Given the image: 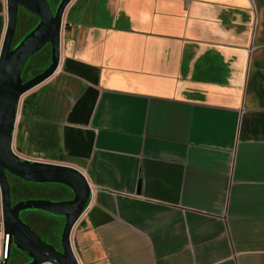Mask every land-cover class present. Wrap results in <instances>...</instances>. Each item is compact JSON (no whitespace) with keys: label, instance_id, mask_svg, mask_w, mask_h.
<instances>
[{"label":"crops","instance_id":"crops-1","mask_svg":"<svg viewBox=\"0 0 264 264\" xmlns=\"http://www.w3.org/2000/svg\"><path fill=\"white\" fill-rule=\"evenodd\" d=\"M60 50L13 148L87 175L79 261L264 264V0H73Z\"/></svg>","mask_w":264,"mask_h":264},{"label":"water","instance_id":"water-1","mask_svg":"<svg viewBox=\"0 0 264 264\" xmlns=\"http://www.w3.org/2000/svg\"><path fill=\"white\" fill-rule=\"evenodd\" d=\"M72 1L61 0L54 14L48 0H7V24L0 49V195L5 235L4 257L0 264H10L12 246L29 255L30 260L22 264H80L72 245L71 232L91 200L92 190L87 176L67 163L23 158L13 148V133L22 96L51 77L59 67L64 16ZM19 4L40 20L15 45ZM47 44L51 47L50 64L24 81L26 63ZM7 172L26 181L66 185L73 191V197L62 200L31 198L13 203ZM26 210L64 217L61 249L44 240L22 218V212Z\"/></svg>","mask_w":264,"mask_h":264},{"label":"trees","instance_id":"trees-1","mask_svg":"<svg viewBox=\"0 0 264 264\" xmlns=\"http://www.w3.org/2000/svg\"><path fill=\"white\" fill-rule=\"evenodd\" d=\"M21 37L19 38V40ZM18 40V41H19ZM48 50V52H47ZM47 52L46 56H41L43 52ZM44 59L46 62V67L50 64L51 62V47L50 45L45 46L41 51L36 53L34 56H32L31 60H29L26 63L25 71L24 74L27 72V67L31 63V61L34 58H40ZM44 70V69H42ZM42 70L37 69L35 72V75ZM28 104V100H24L23 104V112L25 111L26 105ZM7 176L10 182V187H11V197H12V202L16 203L17 201L24 200V199H31V198H49L50 196H62L64 197L63 199H68L73 197V191L67 187L66 185L59 184V183H36V182H31V181H26L23 180L9 172H7ZM31 215H35L39 218V223L41 224L40 228H37L34 226V224L31 222V226L41 235V237L48 241V242H55L58 241L61 233V229L64 225L65 219L52 215V214H43L40 211H34L30 212ZM27 214V213H26ZM41 218L46 219L40 220ZM23 218V217H22ZM63 219V222L61 224L60 219ZM14 247V246H13ZM16 248V247H15ZM17 249V248H16ZM11 260V253L9 256V262ZM29 261V260H28ZM13 264V263H10Z\"/></svg>","mask_w":264,"mask_h":264},{"label":"rangeland","instance_id":"rangeland-1","mask_svg":"<svg viewBox=\"0 0 264 264\" xmlns=\"http://www.w3.org/2000/svg\"><path fill=\"white\" fill-rule=\"evenodd\" d=\"M5 16H6V18H7V10H6V13H5ZM35 24V21L34 20H32V18L30 17V18H22V20L19 22V25H18V29H17V32H16V35H15V42L16 41H18L19 40V38L25 33V32H27L31 27H32V25H34ZM63 28H64V25H63ZM47 52H48V50H47ZM47 52L45 51V52H43L42 54H41V56H46V54H47ZM32 58V57H31ZM31 58L29 59V60H31ZM28 60V61H29ZM46 68V62L44 61V59H41V57L40 58H34L32 61H31V63L29 64V66L27 67V72H26V76H25V80H28L29 79V77L30 76H33V75H35V72H36V70L37 69H39V70H42V69H45ZM50 78V77H49ZM48 78V79H49ZM47 79V80H48ZM47 80H45V81H47ZM44 81V82H45ZM44 82H42V83H44ZM41 83V84H42ZM41 84H39V85H41ZM39 85L38 86H36V88L34 87L33 89H37V87H39ZM31 91H34V90H30L29 92H27V93H25L23 96H22V98L24 99H26L27 98V95H29V93H31ZM18 154V153H17ZM41 157H39V158H35V159H39V160H41L40 159ZM28 159V158H27ZM42 160H45V161H49L47 158L46 159H42ZM64 197H62V196H54V195H52V196H50V199H52V200H62ZM31 211H38V210H26V211H23V213H22V217H23V219L28 223V224H30L31 225V222L34 224V226H36L37 228H40L41 227V224L39 223V218L37 217V216H35V215H31ZM0 212H1V229H0V231L3 233V229H2V211H1V195H0ZM40 212H42V211H40ZM27 213V214H26ZM43 214H48V213H45V212H42ZM40 220H44V221H46V219H44V218H41L40 217ZM60 222H61V224H62V222H63V219L61 218L60 219ZM63 228V227H62ZM62 230V229H61ZM58 241H55V243L56 244H58L57 243ZM1 247H2V243H1ZM25 262H28V258H27V256L24 254V253H22V251H20V250H18V249H16L15 247H12V249H11V260H10V262L9 263H13V264H22V263H25ZM44 264H51V263H44Z\"/></svg>","mask_w":264,"mask_h":264},{"label":"flooded vegetation","instance_id":"flooded-vegetation-1","mask_svg":"<svg viewBox=\"0 0 264 264\" xmlns=\"http://www.w3.org/2000/svg\"><path fill=\"white\" fill-rule=\"evenodd\" d=\"M25 1H29V0H25ZM60 1L61 0H48V2H49V4H50V6H51V8H52V11H53V13L55 14V12H56V10H57V7H58V5H59V3H60ZM32 18V20H34L35 21V24L34 25H32V27L27 31V32H25L22 36H21V39L39 22V17L36 15V14H34V13H32V12H30V11H28L27 9H25L24 8V6L22 5V4H19V7H18V23H17V29H18V25H19V22L22 20V18ZM17 29H16V32H17ZM20 39V40H21ZM19 40V41H20ZM19 41H16V42H14L15 43V45L19 42ZM48 45H50V44H47L46 46H48ZM25 67H26V65H25ZM25 67H24V70H23V79H24V81H26L25 80V76H26V74H24V71H25ZM34 76V75H33ZM33 76H30L29 78H31V77H33ZM31 212H33V211H31ZM23 213V212H22ZM61 217V216H60ZM62 218H64V217H62ZM65 223V222H64ZM61 232H62V230H61ZM61 233H60V237H59V239H58V244H56L55 242H53V241H51V242H49V243H52V244H54L57 248H59V249H61ZM13 247V246H12ZM22 253H24L26 256H27V258H28V260H30V257H29V255L27 254V253H25V252H22Z\"/></svg>","mask_w":264,"mask_h":264},{"label":"built area","instance_id":"built-area-1","mask_svg":"<svg viewBox=\"0 0 264 264\" xmlns=\"http://www.w3.org/2000/svg\"><path fill=\"white\" fill-rule=\"evenodd\" d=\"M20 107V105H19ZM18 115L20 116L19 114V108H18V112H17V118H18ZM86 175V174H85ZM87 176V175H86ZM88 178V177H87ZM3 225V224H2ZM2 229H3V226H2ZM0 238L2 240V248L0 249V261L3 259L4 257V253H3V247H4V242H5V235H4V231L3 233L0 231ZM80 264H84L83 262L79 261Z\"/></svg>","mask_w":264,"mask_h":264}]
</instances>
